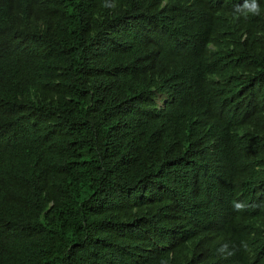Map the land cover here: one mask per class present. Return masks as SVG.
I'll use <instances>...</instances> for the list:
<instances>
[{
	"label": "trees",
	"instance_id": "16d2710c",
	"mask_svg": "<svg viewBox=\"0 0 264 264\" xmlns=\"http://www.w3.org/2000/svg\"><path fill=\"white\" fill-rule=\"evenodd\" d=\"M0 264H264V0H0Z\"/></svg>",
	"mask_w": 264,
	"mask_h": 264
},
{
	"label": "clouds",
	"instance_id": "9594fccd",
	"mask_svg": "<svg viewBox=\"0 0 264 264\" xmlns=\"http://www.w3.org/2000/svg\"><path fill=\"white\" fill-rule=\"evenodd\" d=\"M249 11L252 13V14H254V15H258L259 14V6H258V4H256L255 2L249 7ZM233 207H234V210H243V207L240 205V204H238V203H234V205H233ZM225 249H228V245L227 244H224V245H222L219 249H217V251L219 252V253H221V252H223ZM234 253L233 252H231V251H228L227 252V256H231V255H233ZM227 256H225V258H227Z\"/></svg>",
	"mask_w": 264,
	"mask_h": 264
},
{
	"label": "rangeland",
	"instance_id": "374dc122",
	"mask_svg": "<svg viewBox=\"0 0 264 264\" xmlns=\"http://www.w3.org/2000/svg\"><path fill=\"white\" fill-rule=\"evenodd\" d=\"M164 101H165V98H164V96H160V100L159 101H157L158 102V105H162L163 103H164Z\"/></svg>",
	"mask_w": 264,
	"mask_h": 264
},
{
	"label": "bare ground",
	"instance_id": "6f19581e",
	"mask_svg": "<svg viewBox=\"0 0 264 264\" xmlns=\"http://www.w3.org/2000/svg\"><path fill=\"white\" fill-rule=\"evenodd\" d=\"M157 97H158V96H157ZM157 97H156V98H157ZM158 98H159V97H158ZM164 98H165V97H164ZM157 100H158V99H157ZM208 166H209V165H208Z\"/></svg>",
	"mask_w": 264,
	"mask_h": 264
}]
</instances>
